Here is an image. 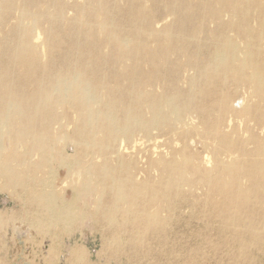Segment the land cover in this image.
I'll list each match as a JSON object with an SVG mask.
<instances>
[{"label":"bare ground","instance_id":"bare-ground-1","mask_svg":"<svg viewBox=\"0 0 264 264\" xmlns=\"http://www.w3.org/2000/svg\"><path fill=\"white\" fill-rule=\"evenodd\" d=\"M216 1L222 10L212 12L218 21L212 35L215 51L205 63L199 50L191 52V39L184 35L198 14L208 12V0H0V192L28 207V217L38 225H62L60 234L87 217L157 230L158 211L144 215L142 202L148 194L151 202L157 201L159 191L134 179L136 160L126 152L137 150L138 132L148 136L167 126L189 128L183 112L193 98L177 88L174 55L183 54L193 65L204 62L200 74L212 82L230 77L236 84H249L257 102L246 106L241 118L256 121L264 131V0ZM67 8L74 11L71 19ZM160 9L176 21L156 30ZM225 10L233 13L227 21L222 19ZM251 10L259 29L250 23ZM160 84L166 94L153 89ZM217 104L220 114L206 135L216 139L219 151L235 156L238 142L220 127L221 117L235 105L227 100ZM248 141L258 139L250 135ZM258 145L245 154L251 157L248 171L261 181L256 196L264 209V141ZM179 162L174 168L164 165L170 177L186 180L189 167L206 179L212 176L207 167L193 165L192 158ZM232 166L238 167L237 157L220 160L214 168L220 176L209 181L211 194L246 195L238 168ZM61 168L71 179L60 189ZM222 174L231 180L221 182ZM107 194L110 204L99 214ZM90 195L93 205L83 199ZM260 218L264 222V215ZM252 237L259 243L264 233L253 231Z\"/></svg>","mask_w":264,"mask_h":264},{"label":"rangeland","instance_id":"rangeland-1","mask_svg":"<svg viewBox=\"0 0 264 264\" xmlns=\"http://www.w3.org/2000/svg\"><path fill=\"white\" fill-rule=\"evenodd\" d=\"M83 1L77 0L79 3ZM208 4V12L198 14L184 35L191 39V52L199 50V59L203 58L205 63L215 51L216 41H213L212 35L218 29V21L212 18V12L222 10V5L216 0H208ZM230 12L223 11L224 21L233 16ZM253 13L254 10L249 11L250 23L259 29ZM73 15L74 11L67 8V19ZM175 21L176 16L160 9L155 29L162 30ZM171 60L176 68L178 90L184 96L190 94L193 98L187 99L190 104L183 112L189 128L167 126L152 130L148 136L138 132L135 135L136 144L134 142L137 150L126 152L136 160L134 179L146 182L159 191L157 201L151 202L148 194L142 202L144 215L158 211L160 226L157 230H149L145 224L136 227L127 222L119 227L109 225L101 218L87 217L74 222L70 232L60 234L64 228L62 225H38L28 217V207L8 192H0V264H264V237L259 243L252 237L253 231L264 233V222L260 218L264 209L256 196V186L261 181L254 171H248L251 157L245 154L254 152L264 141V131L256 121L241 118L242 110L246 106L253 107L257 101L249 84L244 85L241 81L236 84L230 77L216 82L203 77L200 74L205 67L202 61L197 65L189 64L180 53ZM161 85L153 89L160 95L166 94ZM167 91L169 93L173 89ZM220 100H227L232 107L236 106L232 112L221 117L220 126L223 134L233 136L234 142H238L235 156L219 151L216 139L206 135L208 124L214 123L220 114L217 104ZM250 135L258 142H249ZM69 151L70 155L74 154L72 149ZM184 156L192 158L193 165L211 170L210 179L204 178L201 173H194L191 167L186 173V180L178 175L170 177V170L164 165L179 166V160ZM231 157L238 159V167H232L238 168V182L241 181L243 189H248L246 195H237L234 191L211 194L209 181L220 176L215 175L214 168L220 160L229 162ZM116 161L115 157L111 160L115 165ZM244 168L246 173L241 172ZM59 173L56 186L61 189L70 176L65 168L59 169ZM222 176L221 182L231 180L230 176ZM167 181V187L159 188ZM65 196L71 198V188ZM109 197L107 194L102 199L99 214L109 206ZM83 199L93 205V196ZM85 210L89 214L93 207L90 205ZM118 220L122 221L120 216Z\"/></svg>","mask_w":264,"mask_h":264}]
</instances>
